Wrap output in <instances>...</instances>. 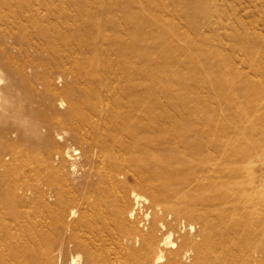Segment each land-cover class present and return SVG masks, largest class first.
I'll return each mask as SVG.
<instances>
[{"label": "rangeland", "instance_id": "rangeland-1", "mask_svg": "<svg viewBox=\"0 0 264 264\" xmlns=\"http://www.w3.org/2000/svg\"><path fill=\"white\" fill-rule=\"evenodd\" d=\"M136 60L144 61L148 76L147 112L158 106L163 122L161 153L168 165L155 181L186 179L187 171L169 163L180 149L197 143L210 145L206 157L237 174L224 176L219 167L211 173L214 179L264 185V0H0V128L10 131L4 141L8 157L0 168V189L7 192L0 195V225L16 227L7 238L0 233V264H15L13 243L28 239L33 227L47 236L60 228L65 241L29 264H158L135 238L138 231L148 232L149 205L158 199L154 214L161 217L171 209L169 196L182 187L162 183L154 197L147 182L131 176L126 185L96 186L94 172L107 159L79 135H48L43 118L54 114L32 103L49 95L40 85L47 83L44 77L57 79L65 72V82L56 86L62 91L71 85L73 91L55 112L71 124L69 114L107 97L85 81L110 86L106 68L119 71ZM121 83L126 88V80ZM87 88L93 95H86ZM78 92L84 93L83 103ZM215 146L226 148L215 151ZM50 171L65 177V217L58 224L52 222L57 195L42 186ZM38 184L41 195L25 194ZM136 195L142 205L134 204ZM134 205L137 214L131 217ZM3 211L17 219L5 220ZM188 220L171 213L163 221L177 227L174 242L185 247L181 263L222 264L225 254L211 248L199 257L190 248L189 228L180 225ZM192 221L195 240L202 243L204 220ZM168 252L159 264H168Z\"/></svg>", "mask_w": 264, "mask_h": 264}, {"label": "bare ground", "instance_id": "bare-ground-1", "mask_svg": "<svg viewBox=\"0 0 264 264\" xmlns=\"http://www.w3.org/2000/svg\"><path fill=\"white\" fill-rule=\"evenodd\" d=\"M122 68L119 71L113 69V65L106 68V78L113 80L110 86H104L101 82L97 84L89 83V80L85 81L88 87L94 85V90L104 89L107 97L101 98L95 105L73 111L68 115L72 121L71 124L65 123V115L61 117L58 112H55L56 104L59 102L63 107L65 94L73 91L71 85H65L62 91L56 86L57 81L65 82V72L57 79L49 75L44 77L47 83L40 85L46 88L49 95L41 96V101L36 100L32 103L46 107L54 114L43 118L46 122V133L52 135L54 131L63 138L67 132L79 135L82 140H89L90 146L98 151L101 158L107 159V162H103L94 172V177L97 179L96 186L100 187L107 181H118L126 185L131 176L135 181L147 182L146 188L154 197L156 189L163 187L162 183L167 184L168 187H182L180 193L169 196L166 204L170 205L171 209L163 214L159 213L162 215L159 218L154 214V209L159 206L156 201L158 199H154L155 201L148 207L149 212L152 211L146 216L150 226L148 232L138 231L135 238L137 244L141 242L142 253L153 256L156 263L165 261L167 249L169 256L172 257L168 258V264H182L180 258L183 252V257L185 255V247L174 242L177 227L163 222L167 214L170 216L171 213H176L189 219L188 223L182 221L180 225L183 229L189 228L190 248L195 250L199 257L212 248V251L216 253L225 254L223 258H220L222 264H264V243H255L259 239H264V185L251 186L243 182L233 184L229 181L214 179L211 173L215 172L216 168L218 170L219 163H214L204 154L205 151L209 152L210 145L197 143L188 145L187 150L180 149L169 163L170 167L174 166L178 171H187L186 179L169 177L162 181H155V177L168 165V161H164L161 153L164 146L161 138L163 127L161 111L155 105L153 113L147 112L148 76L144 71V61L123 63ZM121 79L128 83L126 88L123 87ZM76 82L81 84L79 81ZM91 89L87 88L86 95H93ZM83 94L81 92L76 94L79 103L84 101ZM87 111L92 112L93 117H85ZM19 115L17 112L13 114L14 118ZM41 115L45 116L44 113ZM9 134L10 131L0 128V168L3 167V160L8 157L4 141ZM175 141L171 140L168 143ZM225 148V146L223 148L215 146L214 150L225 151ZM220 173L230 178L237 177V174L223 167H220ZM45 178L42 186L49 188L51 193L57 195L56 217L52 222L58 224L65 217V190L63 189L65 177L50 171ZM65 187H67L66 184ZM42 188L39 184L30 186L25 189V194L41 195ZM187 188H190L189 193L183 190ZM3 192L0 189V195ZM97 199H101L100 196ZM142 199L136 195L134 204L142 205ZM135 205L129 213L131 217L137 214ZM46 210L51 212V208ZM1 215L5 220L17 219L16 215L9 212L3 211ZM194 219L204 220L201 230L204 235L202 243L195 240L197 230L192 221ZM26 222L32 221L27 219ZM12 226L13 224L9 225L6 222L1 224L0 233L5 234L7 238L16 228ZM15 226L22 227L18 222H15ZM31 232L28 239L13 243L16 249L13 255L15 264L36 263L43 255L53 253L57 245L65 241L60 228L50 236L38 231L37 227H33ZM30 248L35 251L32 255L19 254ZM82 248L88 257L92 256L86 244ZM187 252L191 254V251H186V254Z\"/></svg>", "mask_w": 264, "mask_h": 264}]
</instances>
